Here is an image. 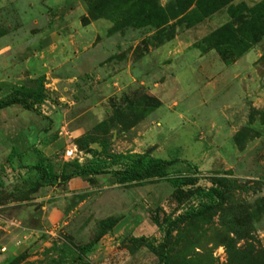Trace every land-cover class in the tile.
Masks as SVG:
<instances>
[{"label":"rangeland","instance_id":"rangeland-1","mask_svg":"<svg viewBox=\"0 0 264 264\" xmlns=\"http://www.w3.org/2000/svg\"><path fill=\"white\" fill-rule=\"evenodd\" d=\"M44 1L0 7V101L43 96L35 111L0 110V264H264V14L250 45L240 40L253 37L254 15L229 6L206 18L187 1L150 0L164 8L159 26L139 0ZM224 25L239 41L219 42ZM101 142L108 155L170 162L168 177L127 181L123 165L94 154ZM68 146L84 160H65ZM92 157L99 174H82ZM40 158L72 178L33 189ZM170 177L224 199L177 221L206 198L176 203Z\"/></svg>","mask_w":264,"mask_h":264},{"label":"trees","instance_id":"trees-1","mask_svg":"<svg viewBox=\"0 0 264 264\" xmlns=\"http://www.w3.org/2000/svg\"><path fill=\"white\" fill-rule=\"evenodd\" d=\"M96 1L97 4L94 7V10H98L99 7L104 3L107 4H116L118 6L127 5V0H89ZM133 3L137 0H132ZM187 1L188 6L185 11L188 10H199L203 12L204 17L208 18L213 13L217 12L221 7L229 6L230 14L235 16L236 9L238 8L240 12L245 13L249 12L254 15V20L249 18L251 21L247 23L248 29L254 34L253 37L248 38L247 33L245 36H242V30L232 32L230 29H233L230 26L224 25V27L219 31V42H224L230 40L231 37L234 41H239L237 34L239 33L242 36L240 41L248 42L250 45L252 43H256L258 41V36L255 33L258 30V13L264 14V2H260L259 5H255L253 7H248L246 5L236 7L233 5L234 0H178L179 4H184ZM156 2V1H155ZM150 0H139L137 2L138 7L141 8V13L146 15V19L152 20L153 18L159 17L157 20V24L164 25L166 24V17L164 8H162L159 4ZM109 6V5H108ZM110 7V6H109ZM100 10V9H99ZM197 20V19H196ZM87 21V20H85ZM198 21V20H197ZM243 22V21H242ZM238 42H236L237 44ZM250 45H247L246 50L250 48ZM19 92L22 93L25 98L20 99L19 97L9 98L7 100L0 101V110L7 108L12 105H22L24 109L29 111H35L34 108L36 105L42 103L43 96L41 93L31 89H19ZM34 99L33 102L27 103L28 99ZM94 154L98 157L102 155H108V146L106 143L101 142V149L94 150ZM111 160L112 165H123L125 168V174L127 176L126 180L130 182H142L146 179H161L167 178V167L171 165L170 162H167L163 159L151 157L148 154H132V153H118V154H110L108 155ZM45 158H40L38 163L34 169L37 170L38 177L37 180L32 184L33 189H38L43 187L45 184H49L56 179H60L61 181H68L72 178L71 175H66L64 173L56 174L54 170V166L48 162L45 164ZM97 160L92 157V159H88L89 168L83 167L80 171L82 174H99L100 166L97 164ZM82 164V163H81ZM168 182L172 185L175 191L172 194V198L178 204H182L186 198H191L193 196L205 197L206 203L201 209L187 211L184 216L179 217L177 221L188 220L192 218H200L206 215L209 211L214 210L218 207L216 202H219L224 199V191L220 187L204 189L198 185H196V179L192 177H170L167 179ZM123 181H125L123 179ZM220 205V204H219ZM158 224L157 221H155ZM134 244L143 245L145 247H149L152 250H155V247L148 242L145 237L134 238ZM95 243H90L89 245H83L78 247V253L81 259L85 254L92 248ZM12 264V263H9Z\"/></svg>","mask_w":264,"mask_h":264},{"label":"crops","instance_id":"crops-1","mask_svg":"<svg viewBox=\"0 0 264 264\" xmlns=\"http://www.w3.org/2000/svg\"><path fill=\"white\" fill-rule=\"evenodd\" d=\"M46 1V0H45ZM44 1V2H45ZM6 2H9V3H11L12 5H15V6H17V7H19V6H22V5H25V7H27V8H33V2H32V0H0V7L2 6H5V4H7ZM53 3H54V5H56L55 3H57V1L56 0H53ZM44 4H46V2L44 3ZM53 5V6H54ZM45 8L47 7V6H44ZM30 13V12H29ZM28 13V14H29ZM34 13V16L38 13V12H33ZM9 111L11 110V108L10 107H8L7 108ZM2 111V110H1ZM3 111H7V110H3Z\"/></svg>","mask_w":264,"mask_h":264},{"label":"built area","instance_id":"built-area-1","mask_svg":"<svg viewBox=\"0 0 264 264\" xmlns=\"http://www.w3.org/2000/svg\"><path fill=\"white\" fill-rule=\"evenodd\" d=\"M65 160L82 162L84 160V155L81 151L74 148V146H68L65 150Z\"/></svg>","mask_w":264,"mask_h":264}]
</instances>
